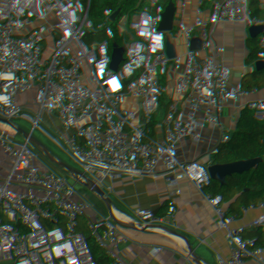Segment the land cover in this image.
Wrapping results in <instances>:
<instances>
[{
    "label": "built area",
    "instance_id": "obj_1",
    "mask_svg": "<svg viewBox=\"0 0 264 264\" xmlns=\"http://www.w3.org/2000/svg\"><path fill=\"white\" fill-rule=\"evenodd\" d=\"M112 1L0 0V259L6 244L18 249L20 264H112L110 254L123 225L131 233L115 264H162L168 256L181 260V242L189 233L202 234L219 250L249 241L253 255L264 256V207L250 217L257 236L238 226L212 229L219 221L191 212L190 198L179 190L185 178L173 167L172 157L184 153L206 159L244 153L242 165L264 181V143L243 145L233 139L218 148L210 139L213 124L234 112V104L223 97L210 105L168 101L173 115L161 124L153 152L145 153L150 115L166 87L162 73L155 81L149 79L148 68L161 71L170 58L167 48L172 46L175 53L186 45L196 0H169L162 11L147 15L144 9L151 0H117L114 5ZM233 1L223 0V7L212 13L211 24L220 30L221 39L231 35L236 59L221 76L222 95L229 83L241 81V68L264 71V57L247 34L230 28L228 9ZM99 16L109 31L133 16L149 28L123 35L116 48L124 53L122 66L85 91L83 80L108 68L105 60L87 56L79 43ZM40 71L44 72L42 90L28 102L15 87L28 74ZM65 92L67 100L84 112L86 127H94L100 138L74 150L77 140L68 138L56 156L49 141L54 110ZM262 99L264 87L242 93L241 108L250 109ZM45 109L52 110L48 132L40 124ZM125 129L136 135L135 161L119 159ZM75 156L85 171L84 190L77 201L70 198ZM59 161L64 164L61 170ZM138 166L145 182L130 189L126 170L133 173ZM154 169L161 171L159 179L152 178ZM233 175L231 163L221 164L218 190L236 191ZM88 228L99 233V241L86 237Z\"/></svg>",
    "mask_w": 264,
    "mask_h": 264
},
{
    "label": "trees",
    "instance_id": "obj_2",
    "mask_svg": "<svg viewBox=\"0 0 264 264\" xmlns=\"http://www.w3.org/2000/svg\"><path fill=\"white\" fill-rule=\"evenodd\" d=\"M168 2L169 0H151L150 5L144 9V15L156 14L162 11ZM228 13L230 16V28L246 33L256 48V52H260L264 57V0H234L228 9ZM148 28L143 20L133 16L126 19L125 24L116 31H109L103 17L99 16L96 20V26L79 43L87 56L94 60H105L108 68L104 72L93 71L89 78L83 80V89L85 91L93 89L94 85L102 77H107L109 73L113 74L122 66L123 57L118 55L116 48L123 35L130 32L147 31ZM226 41L231 42L229 45L231 48L232 41L229 33L226 35ZM22 59L25 58L23 57ZM111 64H114V67L111 68ZM240 73L242 78L239 83H229L225 87L227 94H241L264 87L263 70L255 67H243L240 69ZM43 79V71L28 74L25 81L17 84L15 88L23 91L28 102H31L41 92ZM223 89L221 87V92ZM67 93L65 92L62 98L58 99L54 110L55 124L49 141V147L56 156L63 151L64 140L68 138L79 140L80 146L97 141L100 138L99 132L94 127H86L87 121L84 112L77 110L75 103L73 104L67 100ZM71 108L77 120L71 127L67 126L62 132L63 127L61 123L67 118V113L72 110ZM244 113L248 118L246 123L232 136L221 137L218 128L215 126L223 117L213 124L210 139L214 146L223 148L225 143L233 139H237L243 145L264 143V99L256 102L250 109L244 110ZM252 113L255 114L253 119H251ZM128 132L129 129L126 130V133ZM254 156L252 154L251 157ZM243 157L244 153H240L224 161V163H231L234 166L232 182L238 187L232 195L224 199L214 200V194L218 190V184L221 181V164L216 168H209L207 170L209 183L205 194L213 199L207 202L201 211V216L204 219L208 221L214 219L220 221L227 217L247 219L256 211L262 212L264 207V181L250 167L242 165ZM74 159L76 162L75 172L79 176H85L84 168L78 164L76 156ZM57 168L58 170L64 168L62 161L58 162ZM121 214L124 217L127 216L126 207L121 209ZM130 233V228L127 225H123L120 230L119 241L113 247L110 254L112 264H115V257L117 255L120 256L121 249ZM191 264H264V256L255 257L252 245L244 244L237 248L219 250L212 241L203 239L196 258Z\"/></svg>",
    "mask_w": 264,
    "mask_h": 264
},
{
    "label": "crops",
    "instance_id": "obj_3",
    "mask_svg": "<svg viewBox=\"0 0 264 264\" xmlns=\"http://www.w3.org/2000/svg\"><path fill=\"white\" fill-rule=\"evenodd\" d=\"M194 7L193 23L187 28L185 34L186 45L180 52L173 53L166 65L161 69L162 75L172 71L177 79V84H166L161 99L154 105L150 115L149 135L144 144L145 153L148 155L153 152L154 142L158 136L161 124L168 121L173 115L166 105L168 102L166 100L167 94L171 90L175 93L173 99H181L187 103L196 101L210 105L218 102L219 98L223 97L226 102L234 104L235 113H228L215 125L221 137L236 134L248 119L241 108L240 97L242 93H226L222 95L221 92L220 79L230 68L227 56L231 53L232 47H229L230 44L227 45L230 41L221 39L220 30L213 27L211 22L212 13L223 7V0H196ZM168 143L169 138L165 136V145H168ZM207 160L203 155L193 153H184L172 157L174 170L179 176L185 178V182L180 185L179 190L190 198L192 213H201L204 205L213 199L205 194L209 183ZM133 174L137 185L144 184L145 178L143 177L141 166L136 167ZM132 214L129 213V217H132ZM254 221L251 218L227 217L220 220L217 224H213L211 228L224 229L230 226H238L242 227L247 235L257 236V232L254 231ZM201 236L202 234H187L181 242L182 259L179 260L168 256L162 264H181L182 262L191 264L196 258L201 241L204 239ZM86 237L99 241V233L90 228L87 229ZM245 242L247 245L250 244L249 241ZM3 254L8 257L12 264H20L21 255L16 247L4 244ZM119 261L120 258L117 255L115 262L119 263Z\"/></svg>",
    "mask_w": 264,
    "mask_h": 264
},
{
    "label": "water",
    "instance_id": "obj_4",
    "mask_svg": "<svg viewBox=\"0 0 264 264\" xmlns=\"http://www.w3.org/2000/svg\"><path fill=\"white\" fill-rule=\"evenodd\" d=\"M117 0L112 1V4H116ZM230 42L227 43V45H229ZM167 54L169 56H172L174 53V49L172 46L167 48ZM261 54V53H260ZM228 59V66L229 67H233L236 64V59L233 53H230L227 56ZM148 77L151 81H155L156 78L158 77V75L161 73V71L159 69H157L154 66H149L148 68ZM164 82L167 85H175L177 84V79L174 75V73L172 71H168L165 75H164ZM175 96L174 91H169L167 94V101H171ZM255 117V114L252 113V118L253 119ZM135 143H136V135L133 131H129L125 137V140L122 144V150L121 153L119 155V159L121 161L127 162L132 160L133 158V151H134V147H135ZM79 145V140L75 141L74 144L72 145L71 149L74 150L76 149V147ZM208 166L210 169L216 168L218 165L223 164L225 161V158L223 155H214L208 158ZM126 183L127 186L132 189L136 186V181L134 178V174L127 169L126 170ZM161 175V171L159 169H154L153 171V179H159ZM84 177L79 176L76 172H74L72 174V182H71V193H70V198L74 201L78 200V197L80 195V193L84 190ZM235 191H223V190H218L215 192L214 194V200L218 201L221 199H224L230 195H232Z\"/></svg>",
    "mask_w": 264,
    "mask_h": 264
},
{
    "label": "rangeland",
    "instance_id": "obj_5",
    "mask_svg": "<svg viewBox=\"0 0 264 264\" xmlns=\"http://www.w3.org/2000/svg\"><path fill=\"white\" fill-rule=\"evenodd\" d=\"M92 28L89 29V31H91ZM84 37H86V35H82L79 39V41H81ZM118 55L122 56V50L121 51H118ZM123 57V56H122ZM43 86V85H42ZM70 92H73V90H70ZM62 98V96L60 97ZM72 109V108H71ZM51 115H52V110L48 111V110H43L42 112V120L40 122V124L42 125L43 127V132H48V128H49V122H50V118H51ZM53 117H54V114H53ZM77 120V117L76 115L74 116V111L73 109L68 111L67 113V118H65L62 123H61V126L63 127L62 128V132L65 130V128L68 126V127H71L73 125V123H75ZM54 127V126H53ZM128 130V129H125V131ZM136 160V157L133 158V161ZM88 166V165H87ZM89 167V166H88ZM86 235H87V232H86ZM2 257V261L0 259V264H12V262L8 259V257L3 254L1 255Z\"/></svg>",
    "mask_w": 264,
    "mask_h": 264
}]
</instances>
